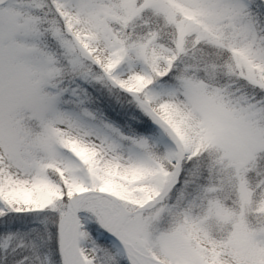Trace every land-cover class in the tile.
Here are the masks:
<instances>
[{
  "label": "snow or ice",
  "instance_id": "snow-or-ice-1",
  "mask_svg": "<svg viewBox=\"0 0 264 264\" xmlns=\"http://www.w3.org/2000/svg\"><path fill=\"white\" fill-rule=\"evenodd\" d=\"M0 264H264V0H0Z\"/></svg>",
  "mask_w": 264,
  "mask_h": 264
}]
</instances>
